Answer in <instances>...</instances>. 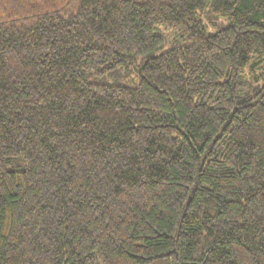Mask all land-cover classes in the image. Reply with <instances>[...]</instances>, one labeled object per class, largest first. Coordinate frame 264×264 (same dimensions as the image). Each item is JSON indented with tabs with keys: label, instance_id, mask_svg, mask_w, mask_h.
Returning <instances> with one entry per match:
<instances>
[{
	"label": "trees",
	"instance_id": "obj_1",
	"mask_svg": "<svg viewBox=\"0 0 264 264\" xmlns=\"http://www.w3.org/2000/svg\"><path fill=\"white\" fill-rule=\"evenodd\" d=\"M0 264H264V0H0Z\"/></svg>",
	"mask_w": 264,
	"mask_h": 264
}]
</instances>
